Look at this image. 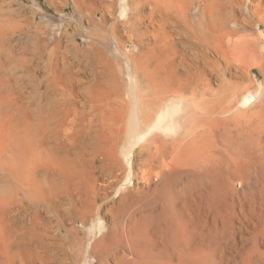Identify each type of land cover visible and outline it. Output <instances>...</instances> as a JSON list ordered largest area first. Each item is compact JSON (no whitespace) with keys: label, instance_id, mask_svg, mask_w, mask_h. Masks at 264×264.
<instances>
[{"label":"bare ground","instance_id":"6f19581e","mask_svg":"<svg viewBox=\"0 0 264 264\" xmlns=\"http://www.w3.org/2000/svg\"><path fill=\"white\" fill-rule=\"evenodd\" d=\"M74 1L0 6V264H264V0Z\"/></svg>","mask_w":264,"mask_h":264},{"label":"rangeland","instance_id":"374dc122","mask_svg":"<svg viewBox=\"0 0 264 264\" xmlns=\"http://www.w3.org/2000/svg\"><path fill=\"white\" fill-rule=\"evenodd\" d=\"M117 4H119V2ZM9 5H12L11 7L13 8V10H15L17 17L20 20H22L24 25V31L28 30L26 32L29 31L31 32V30L33 31V27H39L42 29L46 28L50 40L57 39L62 36V42L63 44H65L64 43L65 36L68 35L73 37L72 41L76 46L86 51L90 50L91 39H89V37L90 34L94 32V30L92 27L89 28L86 22L83 21L81 14L79 15L77 13L76 1L74 0H0V6H2L3 12L7 11ZM118 13H116L117 19L119 16ZM108 25L106 26L107 28L109 27ZM91 28H92V32L90 30ZM260 30L262 31V27L260 28ZM65 33L66 35H63ZM246 33H250V30L248 29ZM112 42L110 43L109 46H107L108 48H106V46L104 47L103 45H101V48L103 47L102 49L105 56L107 58L110 57L111 59L112 56L114 57L116 53L114 51L115 44ZM128 49H130V45L127 46V50ZM236 49L239 50L240 48L236 47ZM93 57L96 61L101 60L100 62H103L102 60H104L105 62V59L104 58L102 59L98 54H95V51ZM250 59L252 60L254 59L253 54H252V58L250 55ZM261 59L264 65V54L261 56ZM247 73L250 76V79L256 84V86H258L264 79V66L262 67L261 70L257 68V66L249 67L247 69ZM53 80L57 81V82L55 81V86H57L58 84V86L54 88H57L59 90L58 93L62 94L61 91L62 74L58 78L51 79V81ZM57 99H62V96H58ZM77 226L81 227L79 226V224H77ZM84 231L86 232V229H84Z\"/></svg>","mask_w":264,"mask_h":264}]
</instances>
